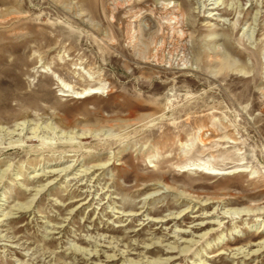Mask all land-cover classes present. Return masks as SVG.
Returning a JSON list of instances; mask_svg holds the SVG:
<instances>
[{
	"label": "rangeland",
	"instance_id": "374dc122",
	"mask_svg": "<svg viewBox=\"0 0 264 264\" xmlns=\"http://www.w3.org/2000/svg\"><path fill=\"white\" fill-rule=\"evenodd\" d=\"M1 127L0 264H264V0H0Z\"/></svg>",
	"mask_w": 264,
	"mask_h": 264
},
{
	"label": "bare ground",
	"instance_id": "6f19581e",
	"mask_svg": "<svg viewBox=\"0 0 264 264\" xmlns=\"http://www.w3.org/2000/svg\"><path fill=\"white\" fill-rule=\"evenodd\" d=\"M173 11L176 12V13H179V14H183L184 9H183L182 7L180 8V7H178V6L176 5V6H173ZM1 130H3L2 127L0 128V131H1ZM57 172H58V171L53 170V171H51L50 173H57ZM201 225H202V224H201ZM183 232H187V231H183ZM171 248L174 249L175 247H172V246H171Z\"/></svg>",
	"mask_w": 264,
	"mask_h": 264
}]
</instances>
